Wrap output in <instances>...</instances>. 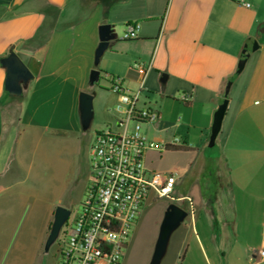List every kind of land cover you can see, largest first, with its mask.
Masks as SVG:
<instances>
[{"label":"crops","instance_id":"0c3cea01","mask_svg":"<svg viewBox=\"0 0 264 264\" xmlns=\"http://www.w3.org/2000/svg\"><path fill=\"white\" fill-rule=\"evenodd\" d=\"M103 24L114 30L139 25L136 39L117 37L107 50L102 72L110 85L118 80L129 92L151 95L157 122L203 120L199 133L180 139L189 164L172 172L173 194L189 174L193 181L178 197L188 216L171 236L166 264H264V0H0V60L14 52L33 75L22 88L28 100L12 98L0 64V264L29 214L40 220L38 248L53 221L54 210L38 202L36 176L30 193L25 186L27 147L36 158L41 139V127L25 121L34 95L57 87L62 77L60 86L74 92L80 124L76 96L91 92L95 29ZM245 51L249 56L237 73ZM237 82L241 94L231 114L229 101L210 150L214 114L227 84L231 91ZM181 93L190 96L188 104L177 100Z\"/></svg>","mask_w":264,"mask_h":264},{"label":"rangeland","instance_id":"374dc122","mask_svg":"<svg viewBox=\"0 0 264 264\" xmlns=\"http://www.w3.org/2000/svg\"><path fill=\"white\" fill-rule=\"evenodd\" d=\"M124 30L125 27L118 26L116 28L115 33L118 39L123 37ZM263 30L264 27L260 30L262 38H264ZM95 34L97 42L94 51L99 44L98 28L95 29ZM85 35L87 37V34ZM85 35L83 36L85 37ZM253 46L254 43L251 50ZM106 54H108V51L104 53L98 66V70L101 72L103 71ZM58 80L61 82L63 78L61 77ZM60 82L57 87L54 84V88L44 92V94L35 93L34 100L26 114L25 121H33L41 127L39 130L41 139L38 142V155L36 158H33L31 146L27 147L30 152L25 167L27 177L25 186L30 193L34 187L33 177L36 176L39 204L43 205L44 208L50 206L54 211L58 207L69 208L71 212L69 221H72L82 211L87 191L92 184L89 150L94 135L96 132L108 128L117 130L120 116L114 111L115 94L110 90V82L102 72L99 81L92 87L91 92H88L95 95L93 100L94 117L90 128L84 131L81 124H77L75 119L77 110L74 109L73 104L72 94L74 92L69 86L65 88L66 85L63 83L60 86ZM238 84L240 83H235L233 89L222 101L223 103L227 100L229 103L231 99L233 100L229 114L232 112L237 97L241 94ZM29 96V92H24L18 98L27 101ZM156 100L160 103L162 98L158 96ZM140 104L152 107L154 103L151 101V95L144 93L140 98ZM201 123H203V120H160V122L154 124L143 125L142 133L158 146L157 151L146 154V166L150 170L165 173L185 170L189 164V156L181 151H167L162 146L164 143H171L174 138L180 140L188 133H199ZM188 143L194 148L193 143L189 141ZM213 148L214 146L209 149L212 150ZM192 181L191 174L180 181L179 194L171 195L174 200L169 198L148 199L132 227L127 246L123 250L121 264H150L166 208L172 203L181 206L184 210L187 208L185 203L179 202L177 199L185 193L184 189L189 187ZM39 224L40 220L31 218L29 214L27 221L22 222L18 233L12 236L11 246L4 254L2 264H47L50 256L45 255L44 248L37 247V227H39ZM173 242L174 239L169 242L168 253L160 264H166L170 261ZM51 260V264H58L59 255L56 253V256Z\"/></svg>","mask_w":264,"mask_h":264},{"label":"built area","instance_id":"2783aa9c","mask_svg":"<svg viewBox=\"0 0 264 264\" xmlns=\"http://www.w3.org/2000/svg\"><path fill=\"white\" fill-rule=\"evenodd\" d=\"M138 30V24H127L122 39H136ZM134 68L146 74L142 64ZM110 90L117 97V130L108 128L94 135L89 150L92 184L82 211L72 221L70 214L61 228L58 264H121L132 227L148 199L174 200L176 174L150 170L145 162L146 154L158 146L142 133V126L156 123L158 112L141 105V92L123 89L118 80ZM177 100L188 104L190 96L181 93ZM181 143L174 138L170 145ZM260 254L264 257V250Z\"/></svg>","mask_w":264,"mask_h":264},{"label":"water","instance_id":"95a60500","mask_svg":"<svg viewBox=\"0 0 264 264\" xmlns=\"http://www.w3.org/2000/svg\"><path fill=\"white\" fill-rule=\"evenodd\" d=\"M264 32V30H263ZM99 44L94 53V65L97 68L99 66L100 60L104 53L109 49L112 42H115L117 35L112 25L103 24L98 28ZM257 42L254 43L252 51L258 49ZM249 56V52L245 51L243 57L241 58L237 73H240L245 65V62ZM0 64L5 68L6 78H5V90L12 98H18L22 95V88L25 86L32 78L33 75L29 68L23 63L17 54L10 53L7 57L0 60ZM91 71L89 76V87L95 86L99 81L101 72L98 69ZM167 76H162L160 82L165 84ZM231 84L228 83L225 89V95H228L230 91ZM94 94L88 92H82L78 97V110L80 124L84 131L88 130L91 126L94 117L93 111V100ZM228 106V101L225 100L220 104L214 114V120L211 127L210 137H209V147H213L218 134L221 131L222 122L226 114ZM71 212L69 209L64 207H58L54 211L53 221L49 231V235L45 242L44 251L47 252L50 246L56 241L59 236L60 230L66 223ZM188 213L183 208L172 203L170 204L163 215L159 227L158 237L155 243L154 251L152 254L150 264H160L165 254L171 239L172 234L181 226L184 220L187 218Z\"/></svg>","mask_w":264,"mask_h":264},{"label":"flooded vegetation","instance_id":"af4514ba","mask_svg":"<svg viewBox=\"0 0 264 264\" xmlns=\"http://www.w3.org/2000/svg\"><path fill=\"white\" fill-rule=\"evenodd\" d=\"M179 207H181V206H179ZM182 208V207H181ZM69 209V208H68ZM52 224V223H51ZM50 228H51V225H50V227H49V231H50ZM49 231H48V234H47V237H48V235H49ZM61 231V230H60ZM46 240H47V238H46ZM46 240H45V242H46ZM59 241H60V233H59V236H58V238L56 239V241L50 246V248L48 249V251L47 252H45V255L46 256H50V259L49 260H47V264H51L50 263V260L51 259H53L54 258V256H56V253L58 254V250H59ZM44 246H45V243H44V245H43V248H44ZM52 261V260H51Z\"/></svg>","mask_w":264,"mask_h":264},{"label":"trees","instance_id":"16d2710c","mask_svg":"<svg viewBox=\"0 0 264 264\" xmlns=\"http://www.w3.org/2000/svg\"><path fill=\"white\" fill-rule=\"evenodd\" d=\"M92 94H94V93H92ZM164 149L167 150V151H185L186 147L185 146H173V145H170V144H166L164 146Z\"/></svg>","mask_w":264,"mask_h":264}]
</instances>
